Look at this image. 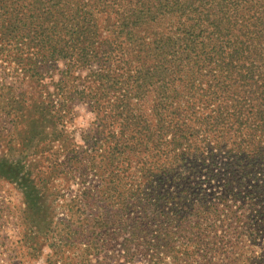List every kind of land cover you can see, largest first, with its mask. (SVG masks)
Here are the masks:
<instances>
[{
    "label": "trees",
    "instance_id": "obj_1",
    "mask_svg": "<svg viewBox=\"0 0 264 264\" xmlns=\"http://www.w3.org/2000/svg\"><path fill=\"white\" fill-rule=\"evenodd\" d=\"M1 62L11 137L60 136L75 101L95 114L76 160L97 184L58 222L56 194L0 156L35 232L86 240L82 254L109 246L129 261L204 264L202 226L219 206L225 234L264 237V0H0ZM237 245L223 264H245Z\"/></svg>",
    "mask_w": 264,
    "mask_h": 264
},
{
    "label": "rangeland",
    "instance_id": "obj_2",
    "mask_svg": "<svg viewBox=\"0 0 264 264\" xmlns=\"http://www.w3.org/2000/svg\"><path fill=\"white\" fill-rule=\"evenodd\" d=\"M8 67V64L2 63L0 73L8 72ZM11 79L6 77L8 82ZM57 127L60 136H53L49 140H41L39 135L36 137L34 135L35 139L34 137L31 139L30 132L25 134L21 130L15 134V137H11L10 131L12 132L13 129L9 117L0 113V156L9 160H22L26 166H31L33 174H38L40 177L39 188L56 194L55 201L58 206L53 211L55 212L52 217L53 222L65 217L63 206L65 202L81 194L85 187L91 188L97 184L92 172L88 171L83 176L79 174L76 160V156L83 159L90 152L95 114L88 103L73 102ZM82 136L88 139L83 140ZM34 144H36L35 148ZM209 189L217 190V184H206V190ZM23 207L19 188L13 182L0 178V264H149L146 258L139 256L129 261L117 250L112 253L108 249L109 246L98 250L91 249L82 254L81 248L86 247L83 244L86 240L74 243V236L65 241L62 238L52 239L53 237L44 232H35L25 225L21 213ZM217 209L218 212L211 216L212 219L207 220L202 226L206 234L202 246H207L205 250L202 247L203 252L206 253L203 263L223 264L225 253L222 252L228 243V246L238 244L232 257L240 260L241 263L264 264V237H260L258 242L256 241L257 246H253L250 238L239 233V227L234 232L231 230L229 234H225L220 225L223 214L219 216V206ZM237 213L240 214V211L238 210ZM261 221L263 220L258 222ZM76 225L73 224V230H78ZM234 226L235 224L231 225ZM55 245L56 251H53ZM200 262L202 261L197 260L195 255L192 263Z\"/></svg>",
    "mask_w": 264,
    "mask_h": 264
}]
</instances>
